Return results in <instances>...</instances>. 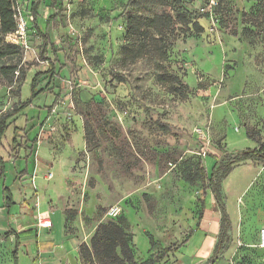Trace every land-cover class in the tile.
<instances>
[{
  "label": "rangeland",
  "instance_id": "374dc122",
  "mask_svg": "<svg viewBox=\"0 0 264 264\" xmlns=\"http://www.w3.org/2000/svg\"><path fill=\"white\" fill-rule=\"evenodd\" d=\"M34 1L18 0V16L30 21ZM127 1L42 3L38 24L49 31L46 55L57 75L45 74L34 97V76L49 69L42 33L33 19L24 38L6 35L20 50L0 61V116L32 101L16 121L24 128L21 148L12 143L14 124L0 147L6 159L0 208H7V185L16 202L9 227L39 232L38 214L51 218L60 204L65 232L85 237L95 223L81 217L78 224L79 209L84 205L85 214L95 206L96 224L128 220L139 260L162 255L155 264H207L222 214L212 190L201 180L190 184L185 173L201 160L210 174L215 164L264 142V0H185L204 32L172 37L164 62L143 57L124 64L128 11L162 10L127 8ZM165 73L173 81L160 83ZM222 190L232 226L216 264H264V163H239ZM113 205L121 207L116 217L107 214ZM2 236L0 264H13L14 239Z\"/></svg>",
  "mask_w": 264,
  "mask_h": 264
},
{
  "label": "trees",
  "instance_id": "16d2710c",
  "mask_svg": "<svg viewBox=\"0 0 264 264\" xmlns=\"http://www.w3.org/2000/svg\"><path fill=\"white\" fill-rule=\"evenodd\" d=\"M45 0H35L32 5V13L34 15L35 24L39 31L41 28L38 24L39 11ZM55 2L53 1L51 5ZM142 6H160L161 11L152 16H144L128 11L127 14V38L128 42L122 47L123 63H134L137 60L147 57L151 60L164 62L168 58V51L172 37L177 38L179 32L187 33L193 31L202 33L205 27L196 19L191 17L190 12L185 6V0H128L126 7H142ZM65 4L62 3L64 9ZM18 0H0V61L5 57L19 52L20 47L17 44L7 42L6 35L14 33L18 29L17 20ZM57 13H52L47 19V26L50 28L52 20ZM49 32V31H48ZM47 31L42 33L41 53L44 59L48 60L49 69L47 71H39L32 81V97L36 96L43 89L37 90L41 78L48 74L50 78H54L56 74L55 63L46 55L48 48L51 46L50 35ZM4 70V67H2ZM177 78V76H176ZM173 81L168 74H159L158 81L167 83ZM32 98L22 101L19 106L7 111L0 116V147H2L6 133L11 125L14 124L12 135V143L19 149L21 148L20 136L23 135L24 128L16 125L17 118L23 114L25 110L31 107ZM247 160L260 161L264 163V142L254 148H247L238 152L233 157L226 158L219 164H215L209 174L201 160L195 164V168L185 173V179L190 184H196L202 181L205 190L211 189L216 198L217 206L221 211V225L217 238V242L213 249L212 255L209 257L207 264H216L220 257L228 248L229 230L232 226L229 214L226 211V205L223 196L222 184L229 173L241 162ZM6 159L0 153V183L5 175ZM6 207L10 211L13 204L16 203L12 190L9 186L4 185ZM201 216L205 206L202 201ZM33 230H25L17 232L13 228L3 234V238L9 239L14 236L12 247L13 264H19V253L21 249V235L30 234ZM81 258L85 264H155L163 258L162 255L157 257L139 260L137 251L132 244V234L129 232V223L126 218L121 220H109L100 223L92 235L89 243L83 242L80 245Z\"/></svg>",
  "mask_w": 264,
  "mask_h": 264
},
{
  "label": "crops",
  "instance_id": "0c3cea01",
  "mask_svg": "<svg viewBox=\"0 0 264 264\" xmlns=\"http://www.w3.org/2000/svg\"><path fill=\"white\" fill-rule=\"evenodd\" d=\"M83 208L79 209V214L76 220L78 224H81V217L91 218L89 221L90 225L93 223L95 224L93 225V229L89 236L86 235L85 237H82L81 231L65 232V213L60 204L58 206L56 205V209L50 212L53 222L52 227L38 226L39 232L32 229V233L21 235L19 264H84L81 259L80 245L83 242L89 243L90 237L96 231L99 223L96 224L93 219L96 212L95 206H89V209L85 212V214L83 213ZM6 211L7 208H0V234H4L12 228L9 227L7 220L11 212L9 210L8 212ZM220 225L221 221L218 226L219 231ZM13 229L17 232L25 231L24 229ZM29 229L30 228L27 230ZM11 237L14 239V236ZM26 239L30 240L29 243H26ZM26 244L28 248H24ZM214 247L215 245L213 246L212 251Z\"/></svg>",
  "mask_w": 264,
  "mask_h": 264
},
{
  "label": "built area",
  "instance_id": "2783aa9c",
  "mask_svg": "<svg viewBox=\"0 0 264 264\" xmlns=\"http://www.w3.org/2000/svg\"><path fill=\"white\" fill-rule=\"evenodd\" d=\"M210 8H207L205 10L209 11ZM17 20H18V29L16 30L18 34L24 38L26 33H29V22L34 19L33 16H31V19L29 18L30 21H28V18H21L18 16V13L16 15ZM13 35V34H11ZM53 174L51 173L49 175V178H51ZM121 212V207L119 205H113L108 209V216L110 217H116L119 215ZM52 219L48 218L44 214H39L38 216V226H43V227H50L52 226ZM260 246L264 247V227L261 229V234H260Z\"/></svg>",
  "mask_w": 264,
  "mask_h": 264
}]
</instances>
